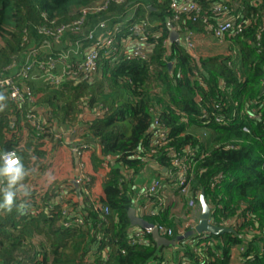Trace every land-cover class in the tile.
<instances>
[{"label": "trees", "instance_id": "16d2710c", "mask_svg": "<svg viewBox=\"0 0 264 264\" xmlns=\"http://www.w3.org/2000/svg\"><path fill=\"white\" fill-rule=\"evenodd\" d=\"M123 1L0 0V78L23 66L32 49L39 59H46L49 55L38 49L43 44H52L55 53L75 43H89L84 35L103 20L113 17L110 27L135 21L159 23L149 28L152 48L144 61H126L118 52L105 56L102 51L89 79H61L56 84L27 80L35 99L24 104L15 103L0 90V152L14 150L30 170L23 181L29 195L16 199L11 211L0 209V264L160 263L161 248L151 237L146 244L127 243L131 236L127 213L133 206V177L147 164L175 170L169 150H177L183 160L187 158L185 146L194 149L188 158L194 163L190 198L200 209L198 196L203 190L211 209L210 221L231 228L232 232L221 236L205 234L208 243L213 240L206 247L199 244L201 234L186 238L178 243L177 252L193 264H230L233 256H240L248 264H264V94H260L264 77V0H196L211 17H217L214 4L224 3L227 14H232L240 26L236 34L226 38L231 41L235 59L217 55L197 61L180 43L170 41L169 25L204 32L201 19L193 21L182 14L173 23V0ZM100 4L106 5L105 10L83 14L84 9ZM134 5V16L124 24L123 15ZM80 19V28L75 31L73 23ZM209 21L213 23L212 19ZM61 27L64 29L57 41L45 33H57ZM123 32L122 36L129 34L126 29ZM154 33L157 34L151 37ZM73 61L69 60L70 67L76 64ZM193 71L198 72L197 79L191 77ZM100 105L106 111L84 124L87 133L83 138L96 141L99 146L100 154L93 159L108 158L109 170L97 200L110 213L103 221L99 209L87 207L88 200L82 204L68 202L74 214L80 210L86 214L82 216V226L65 228L62 222L71 219L72 214H63L53 198L59 186L68 185L69 181L44 190L38 187L37 178L51 165L58 146L54 133L84 123L81 116L85 108L91 110ZM255 107L259 115L248 117ZM34 108L45 110L42 123L51 130L49 152L44 149L46 142L42 138L37 144L33 142L35 132L25 114ZM203 111L219 116V122L202 120ZM154 119L170 134L167 143L151 154L147 132ZM197 129L202 133H195ZM128 170L130 174L126 173ZM5 184L0 179V188ZM20 203L25 205L23 215L16 209ZM170 211L171 206L167 205L144 218L171 228L172 239L180 235L182 222ZM229 220L231 223L226 224ZM104 248L107 259L102 258ZM93 251L98 253L96 259L90 257Z\"/></svg>", "mask_w": 264, "mask_h": 264}, {"label": "built area", "instance_id": "2783aa9c", "mask_svg": "<svg viewBox=\"0 0 264 264\" xmlns=\"http://www.w3.org/2000/svg\"><path fill=\"white\" fill-rule=\"evenodd\" d=\"M123 0H116V4H122ZM106 4V3H105ZM100 4L95 5L93 8H86L83 10V14L87 12H101L105 10L106 5ZM224 3L214 4V9L217 10V17H211L207 14L204 8L198 4L196 1L191 0H173L171 3V9L173 14L171 16V21L177 23L182 14H187L190 16L191 20L201 19L205 23V32L215 39L217 42H223L227 37H230L236 34L240 30V26L235 23V20L232 14H227V7L223 5ZM218 10H221L218 12ZM133 16L128 18H123V23L126 24L127 21H130ZM212 19L213 23L209 20ZM82 23V19L73 23V28L75 31L79 30V25ZM159 23L150 24L146 21L143 22H130L123 27L120 23L112 24L109 26L108 20H103L91 29H89L84 35V39L89 41V48H83L82 44L75 43L74 46L69 45L66 48L58 50V52L53 53L51 49L52 44H43L38 47L39 51L42 53H47L49 56L46 59H39L36 55V50L32 49L30 54L27 57L26 63L23 66L18 67L16 71L12 74L0 78V90L7 94V96L17 104H24L27 101H34V95L31 91V86L27 85L26 81H41L49 84H56L61 79H77L85 80L91 78L92 74L97 68V63L100 60V52L103 51L105 56L112 55L111 52H118L119 55H122V58L126 61L131 60H141L144 61L148 58L151 53V45L148 42V37L150 36L149 28ZM264 27V20H263ZM63 27L57 29V33L46 31V34L52 35L54 40L59 39L60 33L63 31ZM126 29V33H129L127 36H122L123 31ZM181 36L179 41L180 45L184 46L186 50L194 48V38L196 33L193 31L187 30L186 28H171ZM170 29V30H171ZM101 30L102 34H108L104 39L105 43L103 44L99 39H96V31ZM183 31V32H182ZM182 32V33H181ZM101 34V36H102ZM155 34H151V37H154ZM102 38V37H101ZM166 40L163 41L165 44ZM82 47L81 52L78 51ZM77 49V51H74ZM73 54H72V53ZM79 55V56H78ZM75 58L76 64L73 67L68 65L69 60ZM172 66V61L170 62ZM169 63V64H170ZM231 65L230 63H228ZM14 67V64L11 65ZM178 77H182L179 74ZM193 78L197 79L199 77L197 71L192 72ZM198 86H202L201 81H197ZM196 100H200L198 95ZM101 105L95 109L87 110L83 112L81 119L84 123H79L74 125L71 130H64L58 133H54L55 140L58 142V147L68 146L74 158L76 159L75 164V173L69 178L68 185L62 184L55 192L53 198V203L59 205L63 214H72L71 219L64 220L62 222L65 228H72L75 226L83 225V217L85 211L80 210L77 214H74V208L71 206L68 207V202L71 203H84L83 200H88L87 207H92L93 209H99L103 216V221L105 216L110 213V209L107 206L102 207L99 204L98 198L92 194V183L94 179V173L87 171V161L86 155L88 153L98 151L100 154L99 146L96 141L86 140L83 136L87 133L85 130L84 124L86 123V118L88 115H92L93 119H96L103 115L106 109H102ZM216 107L218 105L216 104ZM43 108H34L25 114V118L28 123L31 124L34 129V135H32L33 142L37 144L40 141V138L45 140L49 145L48 139L51 130L48 126H45L42 123V118L44 114ZM259 115L258 108H252L248 112V117L253 118ZM202 120H214L219 122L220 118L216 114H209L205 111L201 115ZM245 129V128H244ZM148 139L152 143L151 154L156 152V148L165 145L168 141L169 131L164 127L160 126L156 119H154L152 126L148 130ZM35 144L33 146H35ZM50 146V145H49ZM33 150V148L31 149ZM184 152L187 154L186 159H181L180 153L177 150H169L172 166L175 168L173 170L170 166L164 167L167 170L165 176L157 175L151 179H142L136 183V178L133 182V190L131 193V199L133 208L137 216H146V215H155L158 211L165 208L167 205L171 206V209H176L174 205L176 202L179 204L183 200L185 207V221L181 223L180 234H184L189 230H194L199 217L196 218L195 215L200 209H197V206L194 204L190 198V177L191 171L194 166V163L189 161V157L193 156L194 149H191L187 146L183 148ZM8 151L14 150L10 149ZM141 152H144V149H141ZM16 154V153H15ZM138 158L145 162V157ZM101 166L104 169V172L109 170L108 167V158L100 157ZM171 165V164H170ZM163 167V166H161ZM131 171H126L130 174ZM134 176V175H133ZM137 176V175H136ZM72 185V186H71ZM81 190V193L80 191ZM166 197L171 201L170 204H167ZM182 206V205H181ZM53 205L50 206L52 208ZM230 224L231 221H227L226 224ZM156 227L158 233L166 238L172 236V229L165 226L161 223H152ZM214 224V223H213ZM131 236L128 238L127 243L130 245H142L148 242V237H150V231L136 228L130 231ZM198 234H194L195 237ZM200 245L206 247L211 245L213 240L210 243L207 239V235L201 234ZM197 240H195L196 242ZM194 242V241H193ZM194 251H197V247H194ZM121 253H124V250H120ZM97 252H92L90 257L96 259ZM219 254H217L218 256ZM161 262L157 264H193L187 257H184L182 254H179L178 259L175 261L170 255L161 254ZM102 258L107 259L108 254L106 249L102 250ZM235 259V261L233 260ZM230 264H248V262L241 258L240 256H233ZM213 260V259H212Z\"/></svg>", "mask_w": 264, "mask_h": 264}, {"label": "crops", "instance_id": "0c3cea01", "mask_svg": "<svg viewBox=\"0 0 264 264\" xmlns=\"http://www.w3.org/2000/svg\"><path fill=\"white\" fill-rule=\"evenodd\" d=\"M135 5L130 7L125 14L123 15V18H128L130 16H134L135 13ZM113 19V17H112ZM112 19H108V23L110 21H112ZM116 19H118V17H116ZM157 23V22H156ZM175 31V30H174ZM173 31H169V39H170V34ZM176 32V31H175ZM196 33V37L194 38V48L193 49H188L187 52L190 54L191 57H193L196 61L199 58H209L211 56H217V55H221V56H228L231 55L232 58H230L231 60L235 59V55L236 53L233 51V49L231 50V41L228 39L227 41L224 40L223 42H217L215 41V39L213 37H211L209 34H207L205 31L204 32H194ZM101 30H97L96 31V39H99L98 41L101 40V42L104 44L105 43V37L108 34H102L101 36ZM177 34V32H176ZM102 37V38H101ZM181 36L177 34V38L173 37L174 41L173 42H181L180 40ZM171 41V40H170ZM172 42V41H171ZM219 45L224 47V49L218 50L214 48V45ZM90 44L89 43H85L82 44L83 48H87ZM182 46V45H181ZM89 48V47H88ZM93 120V116L92 115H88L86 118V123L89 121ZM49 145L46 143V145L44 146V149L47 150L49 152ZM99 152H92V153H88L86 155V161H87V171L88 172H93L94 173V179H93V183L91 185L92 187V194L95 197H99L102 193V181L105 178V173L104 169L101 166V162L100 157L97 156L96 160L93 159V156H95L96 154H98ZM94 162H96L97 164H94ZM75 164H76V159L74 158V156L72 155L70 148L68 146H64V147H58L56 148V150L53 153L52 159H51V165L50 167H48L38 178H37V183H38V187H41L44 190H47L48 188H52V186L54 185H58L61 184L63 181H67L69 178H71L74 173H75ZM165 169V170H164ZM164 170V171H163ZM160 171V172H159ZM159 173H161L162 175H166L167 170L164 167H157L156 164H147L145 168H142L138 173H137V178H136V183L139 182L140 180L146 178V179H151L157 175H160ZM174 207L178 208V203L176 202V204L174 205ZM176 212V211H175ZM185 215V211L183 216ZM140 217V216H139ZM142 218H144V216H142ZM145 219V218H144ZM146 220V219H145ZM151 223V222H150ZM138 227H132L130 226L129 231H132L133 229H136ZM182 235V234H180ZM177 247H163L161 248L160 252L161 254L163 253L164 255H170V257L176 261L179 257V254L177 252ZM178 253V254H177ZM235 253V252H234Z\"/></svg>", "mask_w": 264, "mask_h": 264}, {"label": "water", "instance_id": "95a60500", "mask_svg": "<svg viewBox=\"0 0 264 264\" xmlns=\"http://www.w3.org/2000/svg\"><path fill=\"white\" fill-rule=\"evenodd\" d=\"M191 1H196V0H191ZM169 26L172 28L171 25ZM171 31L173 32L170 34V40L174 41L173 37L177 38V34L173 29H171ZM168 70L171 73L172 71L171 64L168 65ZM260 94H264V77L262 78ZM198 202H199V207H200V215H199V219H198V222L194 230H189L185 232L184 234L178 235L172 239H169V238H166L160 235L156 227L153 226L152 223L136 215L133 207L129 208L127 215H128L130 225L132 227H139L141 229L149 230L151 239L156 243L157 247H160V248H163V247H174L175 248L178 246V243L180 241L186 238L192 237L194 234H198V235L210 234L214 236H221L223 234L232 232L231 228L216 226L210 221L209 216H210L211 209H210V206L206 202L205 194L203 190L200 192L198 196Z\"/></svg>", "mask_w": 264, "mask_h": 264}, {"label": "clouds", "instance_id": "9594fccd", "mask_svg": "<svg viewBox=\"0 0 264 264\" xmlns=\"http://www.w3.org/2000/svg\"><path fill=\"white\" fill-rule=\"evenodd\" d=\"M29 173L30 170L14 152H0V179L6 182L5 187L0 188V209L11 211L16 199L29 195V188L23 183ZM16 209L23 215L25 205L20 203L16 205Z\"/></svg>", "mask_w": 264, "mask_h": 264}, {"label": "rangeland", "instance_id": "374dc122", "mask_svg": "<svg viewBox=\"0 0 264 264\" xmlns=\"http://www.w3.org/2000/svg\"><path fill=\"white\" fill-rule=\"evenodd\" d=\"M212 45H214V48L215 49H218V50H221V49H224V47H222V46H219V45H215V44H212ZM59 49H60V47H59ZM81 50H82V47L81 48H79L78 49V51L79 52H81ZM74 51H77V49H75ZM72 53V52H71ZM73 54V53H72ZM79 56V55H78ZM72 60H76L75 58H71ZM73 61V62H74ZM232 62V61H231ZM39 86V85H38ZM195 133H197V134H200V133H202V130L201 129H197V130H195ZM166 200H167V204H170L171 202V200L168 198V197H166ZM181 205H183V206H181ZM185 207H186V205L184 206V204H183V200H182V202L181 203H179L178 204V208H177V210L176 209H173L172 211H170V214L172 215V216H175V218H181V219H179V220H181V222H184L185 221V219H184V216H183V214H184V211H185ZM176 211V212H175ZM178 215V217H176ZM199 215H200V210L197 212V214L195 215V217L194 218H196L197 216L199 217ZM234 261H235V259H233Z\"/></svg>", "mask_w": 264, "mask_h": 264}]
</instances>
